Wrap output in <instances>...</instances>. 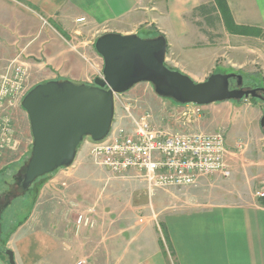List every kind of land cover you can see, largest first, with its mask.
Segmentation results:
<instances>
[{
  "label": "crops",
  "instance_id": "crops-1",
  "mask_svg": "<svg viewBox=\"0 0 264 264\" xmlns=\"http://www.w3.org/2000/svg\"><path fill=\"white\" fill-rule=\"evenodd\" d=\"M224 1L233 24L264 29V0ZM215 7V0H0V72L14 57L35 53L43 58L33 66L38 80L29 89L50 80L89 84L93 70L77 59L73 47L95 57L100 68L103 61L94 49L98 36L145 31L165 36L168 67L201 82L216 67L214 35L209 33L220 22L228 35L242 36L227 32ZM78 18L85 21L76 23ZM200 19L207 25L204 31ZM15 42L24 43L17 47ZM34 43L38 48L32 53ZM202 108L198 131L226 129L232 122L237 126L236 134L225 138L228 193L237 202L174 209L169 191L147 196L139 188L143 203L126 206L119 186L134 184L132 170L128 178L111 179L107 168L80 159L90 146L85 141L71 166L46 178L27 218L4 242L14 263L264 264V196L257 195L264 194L261 116H210L216 106ZM29 144L26 140L23 156ZM13 147L0 152V170L21 161L19 154L11 156ZM78 216L91 225L77 224ZM0 264H9L1 253Z\"/></svg>",
  "mask_w": 264,
  "mask_h": 264
},
{
  "label": "water",
  "instance_id": "water-1",
  "mask_svg": "<svg viewBox=\"0 0 264 264\" xmlns=\"http://www.w3.org/2000/svg\"><path fill=\"white\" fill-rule=\"evenodd\" d=\"M94 49L103 61L102 78H95L92 84L50 80L30 89L20 102L32 136L30 156L18 183L23 192L36 179L71 166L86 139L103 141L114 122V94H124L140 83L151 84L158 97L179 105L207 106L248 97L264 102L258 94L264 88L241 89L240 74L215 72L197 82L168 68L164 35L142 38L107 32L96 38ZM260 127L264 131V112ZM9 205L8 197L0 201V244L2 215ZM5 255L9 264H15L10 250Z\"/></svg>",
  "mask_w": 264,
  "mask_h": 264
},
{
  "label": "rangeland",
  "instance_id": "rangeland-1",
  "mask_svg": "<svg viewBox=\"0 0 264 264\" xmlns=\"http://www.w3.org/2000/svg\"><path fill=\"white\" fill-rule=\"evenodd\" d=\"M199 23V28L203 31L206 30L207 25L202 19L199 20ZM256 31H259V33L253 36L232 37L226 33L219 22L216 30H213L209 33L211 37L214 35V41L212 44H214V47L216 48V67L213 71L206 74V77L217 70L224 72L226 71L228 73L233 72L242 75L244 86L260 88L264 87V29H257ZM138 34L141 37H145L146 35H149V37L157 36V34L154 32L146 33L145 31H140ZM20 43L24 42H15V45L18 44V47ZM37 48L38 44L34 43L31 52ZM72 49L76 50L80 56L74 51L71 52L76 55L80 62H84L88 68H90L88 62L91 63L93 61V63H96L94 60L95 57H89L88 54L82 49L74 47ZM34 54L23 58H17L28 67L30 85L38 80L37 72L39 71L37 70V67L33 66L41 65V59L43 58V56H34ZM89 70H91V68ZM33 72H35V74L32 75ZM92 83L93 80L91 76L89 79V84ZM151 96L156 99H154V101H150L149 99H151ZM126 98L131 99L132 103L135 104L137 114L149 112L151 115H153V113L159 112L158 115L155 114L156 117L154 118V123L158 127L166 128L171 131L198 132L196 127L198 126L199 122L194 120L193 117H182V108L174 107L179 106V104L169 99L158 97L154 93L153 86L149 83H140L139 85L131 88L128 92H126ZM250 98L251 97L241 100L213 103L216 108L213 109L214 111L210 116H234V114H238V116H262L264 112L263 103L257 99V101L254 102ZM115 110V114L118 116L114 122V125H126V122L119 118L121 117L119 115H121L122 112L120 111L118 105H115ZM11 111L12 113L10 116ZM203 111L204 109L202 108L201 112L203 113ZM3 116L10 119L11 136L5 145L0 146V152L5 147L7 149V147L13 145V150L15 152L11 153V156L16 157L19 154L21 158V161L16 166H14V168L11 166L0 170V201H3L6 195L10 200V205L3 213V217L5 218L4 223L7 226L16 222L17 220L23 219L31 211V203L36 197L38 185L35 181L27 192H23V190L18 185L19 182L16 180V176H18L17 174H21L24 171V165L30 156V145L32 146V136L28 131L29 124L25 112L22 110L20 105H16L14 107H5ZM219 128L225 129L224 127ZM236 130L237 126L233 122L229 124L225 129V138L228 139L234 136L236 134ZM26 140L30 141L31 144H29L27 147L28 152H26L25 156H23L24 154L22 149L25 147ZM85 141L90 143L89 139H86ZM80 159L92 161L89 151H86V153L82 155ZM128 172L120 176H114L110 174V178L113 179L127 177ZM132 172L133 174L131 177L135 180L134 184L127 183L126 185L119 186L120 190L124 189L126 193V200H123L121 203L131 207H133L135 204L143 203V200L140 197L141 192L139 191V188H142L143 192L149 196L145 185L140 181L137 173L133 170ZM14 175L15 180L13 178ZM49 175L46 178H48ZM206 178L200 180V182L194 187H188L180 190H170L169 192L172 194V199L170 201L172 203L170 205H172L174 209H182L201 207L204 204H213L218 202L234 203L238 201L233 195H231V193H228L229 189H231L229 182L230 178L224 179L217 175L207 176ZM45 181L46 179H43L41 186L43 183H45ZM241 187L245 188V186Z\"/></svg>",
  "mask_w": 264,
  "mask_h": 264
},
{
  "label": "built area",
  "instance_id": "built-area-1",
  "mask_svg": "<svg viewBox=\"0 0 264 264\" xmlns=\"http://www.w3.org/2000/svg\"><path fill=\"white\" fill-rule=\"evenodd\" d=\"M84 21L85 18L76 19V23ZM17 58L0 72V146L11 136L10 119L3 116L5 107L20 105L29 90L28 67ZM88 65L93 70L92 80L103 77V66L97 68L93 61ZM114 105L119 106L122 112L119 118L126 125H114L118 116L115 110L114 122L106 138L101 142H90L88 151L95 165L107 168L114 176L135 171L149 196L156 191L194 187L207 176H230L223 128L208 133L158 127L149 112L136 113L135 104L126 98V93L114 94ZM179 107L183 110L182 117L198 120L203 115V106L186 104ZM257 195L264 196L262 193ZM77 224L91 225L83 216L77 217Z\"/></svg>",
  "mask_w": 264,
  "mask_h": 264
},
{
  "label": "trees",
  "instance_id": "trees-1",
  "mask_svg": "<svg viewBox=\"0 0 264 264\" xmlns=\"http://www.w3.org/2000/svg\"><path fill=\"white\" fill-rule=\"evenodd\" d=\"M215 3H216V6L217 8L215 7L214 8V11L215 12H218L219 16L221 17L222 21H223V25L225 27V29L227 30V32L229 34H233V35H242V36H253L257 33H259V31H256V29H252V28H244V27H238L236 26L235 24H233L231 18H230V15L228 13V10H227V7L225 5V1L224 0H215ZM139 35V34H137ZM140 36V35H139ZM141 37V36H140ZM149 35H146L145 37H142V38H148ZM151 37V36H150ZM166 65V64H165ZM167 66V65H166ZM168 67V66H167ZM170 68V67H168ZM171 69V68H170ZM215 72H218V73H228V72H224V71H221V70H217V71H214L213 73ZM36 86V85H35ZM33 86V87H35ZM32 87V88H33ZM30 88V89H32ZM252 101H257L256 99L254 98H250ZM26 164V163H25ZM24 169H25V165H24ZM24 172V171H23ZM22 174V173H21ZM21 174H17L18 176H16V180L19 182L20 180V176ZM48 175L46 176H43V177H40L38 179H36V184L38 185V188H37V191L39 189V187L41 186L42 184V181L43 179H46ZM14 180H15V175L13 176ZM3 187V186H2ZM4 189V188H3ZM37 194V193H36ZM7 197V195H6ZM32 205H33V202L31 203V208H32ZM29 214V213H28ZM27 214V215H28ZM27 218V216H25L23 219L21 220H17L16 222L14 223H11L9 225H5L4 221H5V218L3 217L2 215V220H1V224H2V236H1V244H0V253L2 255H5V250L6 248L3 247V244L4 242H6L9 238V235L11 234V232L13 231V229L17 226H19L20 224H22V222Z\"/></svg>",
  "mask_w": 264,
  "mask_h": 264
},
{
  "label": "flooded vegetation",
  "instance_id": "flooded-vegetation-1",
  "mask_svg": "<svg viewBox=\"0 0 264 264\" xmlns=\"http://www.w3.org/2000/svg\"><path fill=\"white\" fill-rule=\"evenodd\" d=\"M230 85H231V88H234V85H235V80H234V79L231 80ZM253 88H260V87H247V86H244V83H243V85H242V87H241V89H243V90H246V89H253ZM261 88H264V87H261ZM258 94H260L261 96L264 97V91L259 90V91H258ZM243 99H244V98H243ZM254 99H257V98H254ZM257 100H259L260 102H262L263 105H264V102H263L262 100H260V99H257Z\"/></svg>",
  "mask_w": 264,
  "mask_h": 264
}]
</instances>
